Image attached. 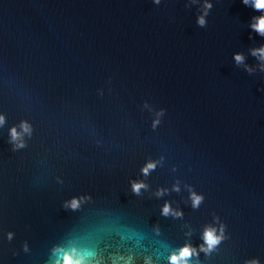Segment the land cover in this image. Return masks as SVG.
<instances>
[{"label":"water","instance_id":"1","mask_svg":"<svg viewBox=\"0 0 264 264\" xmlns=\"http://www.w3.org/2000/svg\"><path fill=\"white\" fill-rule=\"evenodd\" d=\"M210 2L200 28L187 0H0V264H48L98 215L158 225L171 248L200 245L216 216L226 239L199 264H264V72L249 54L264 38L248 27L260 13ZM21 121L32 135L13 151ZM149 161L160 163L145 178ZM131 180L149 190L132 195ZM185 185L204 197L196 210ZM81 195L83 212L63 210ZM165 202L183 217H162Z\"/></svg>","mask_w":264,"mask_h":264},{"label":"clouds","instance_id":"2","mask_svg":"<svg viewBox=\"0 0 264 264\" xmlns=\"http://www.w3.org/2000/svg\"><path fill=\"white\" fill-rule=\"evenodd\" d=\"M152 3L159 5L161 0H152ZM243 5L251 7L260 15L251 17L248 27L258 36L264 38V0H242ZM198 5L196 25L200 28L207 26L208 17L213 5L210 0H187L185 7ZM251 39V36H250ZM249 54L260 62L259 70L264 72V45L249 50ZM233 60L236 65H244L245 56L234 54ZM245 71L252 73L254 70L247 65ZM111 82V81H109ZM102 94V93H101ZM144 107H148L145 103ZM165 114L164 109L156 112L159 118ZM159 119L153 120L152 127L159 124ZM6 123L3 115H0V128ZM32 127L26 121H21L18 126L8 130L9 143L13 151L26 147L25 137H31ZM160 161H149L140 169L141 176L147 178L153 172ZM62 183V181H58ZM132 195L140 197L143 192L149 190V185L144 180L129 181ZM188 192V200L191 208L196 210L203 203V195L197 194L190 186L185 185ZM167 189H157L154 195L159 198L167 193ZM171 191L180 192L179 182L173 184ZM92 202L90 195L72 197L61 205L63 210L71 213L83 212L86 205ZM160 215L168 218L181 219L183 212L175 210L168 202H165L160 209ZM218 227L207 225L204 227L200 239L202 243L193 246L185 242L183 246L171 248L170 245L160 239L161 231L158 225L152 226L150 230L133 226L126 222L122 216L98 215L95 219L83 221L74 225L61 243L50 249L48 264H199V255L205 256L216 250L218 245L226 239L225 225L219 222V218L213 217ZM191 231L185 233L186 237L191 236ZM6 239L11 241L13 233H6ZM24 252L28 251L27 244L22 245ZM244 264H260L256 258L247 259Z\"/></svg>","mask_w":264,"mask_h":264}]
</instances>
